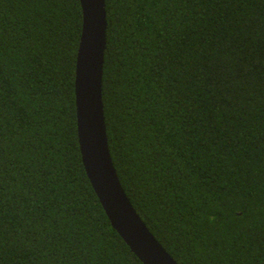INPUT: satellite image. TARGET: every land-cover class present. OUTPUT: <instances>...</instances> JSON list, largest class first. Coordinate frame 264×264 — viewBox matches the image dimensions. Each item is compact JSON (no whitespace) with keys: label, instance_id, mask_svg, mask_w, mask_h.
<instances>
[{"label":"trees","instance_id":"trees-1","mask_svg":"<svg viewBox=\"0 0 264 264\" xmlns=\"http://www.w3.org/2000/svg\"><path fill=\"white\" fill-rule=\"evenodd\" d=\"M120 182L179 264H264V0H105ZM80 0H0V264H144L83 165Z\"/></svg>","mask_w":264,"mask_h":264},{"label":"water","instance_id":"water-1","mask_svg":"<svg viewBox=\"0 0 264 264\" xmlns=\"http://www.w3.org/2000/svg\"><path fill=\"white\" fill-rule=\"evenodd\" d=\"M83 25L75 72L77 130L83 165L112 227L144 264H179L146 226L114 166L102 97L105 0H80Z\"/></svg>","mask_w":264,"mask_h":264}]
</instances>
